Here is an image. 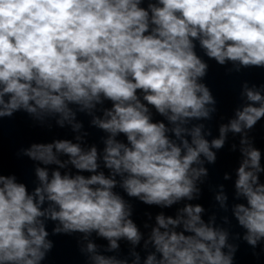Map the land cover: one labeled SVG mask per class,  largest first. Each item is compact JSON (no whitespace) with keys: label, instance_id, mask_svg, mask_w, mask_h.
<instances>
[{"label":"clouds","instance_id":"9594fccd","mask_svg":"<svg viewBox=\"0 0 264 264\" xmlns=\"http://www.w3.org/2000/svg\"><path fill=\"white\" fill-rule=\"evenodd\" d=\"M209 61L264 70V0H0V128L24 113L72 134L19 148L31 187L0 155V264H44L59 235L84 264H235L241 241L264 255V151L251 135L264 83L241 82L213 135ZM230 135L231 202L209 184L210 210L197 201ZM137 203L159 211L138 224Z\"/></svg>","mask_w":264,"mask_h":264}]
</instances>
